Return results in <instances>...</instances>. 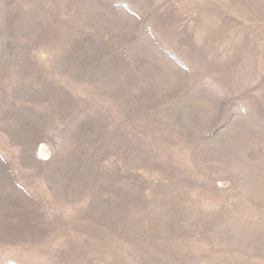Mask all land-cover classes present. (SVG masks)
I'll use <instances>...</instances> for the list:
<instances>
[{"label":"rangeland","instance_id":"374dc122","mask_svg":"<svg viewBox=\"0 0 264 264\" xmlns=\"http://www.w3.org/2000/svg\"><path fill=\"white\" fill-rule=\"evenodd\" d=\"M0 264H264V0H0Z\"/></svg>","mask_w":264,"mask_h":264}]
</instances>
